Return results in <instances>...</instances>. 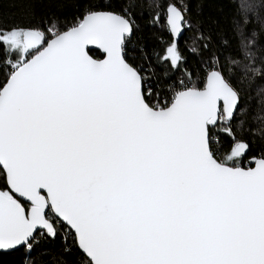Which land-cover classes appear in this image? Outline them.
<instances>
[{
	"label": "snow or ice",
	"instance_id": "6c2138e0",
	"mask_svg": "<svg viewBox=\"0 0 264 264\" xmlns=\"http://www.w3.org/2000/svg\"><path fill=\"white\" fill-rule=\"evenodd\" d=\"M186 13H165L173 39L157 59L173 74ZM134 24L89 10L66 30L0 27V251L31 252L63 227L87 264H264V154L240 163L239 92L210 57L202 86L154 94L124 54ZM217 134L231 139L223 158Z\"/></svg>",
	"mask_w": 264,
	"mask_h": 264
},
{
	"label": "trees",
	"instance_id": "16d2710c",
	"mask_svg": "<svg viewBox=\"0 0 264 264\" xmlns=\"http://www.w3.org/2000/svg\"><path fill=\"white\" fill-rule=\"evenodd\" d=\"M169 4L185 6V19L191 24L179 38L178 47L186 63L175 74L157 59L173 39L164 22ZM89 10L120 14L129 11L135 24L124 54L129 63L144 69L147 87L162 98L168 96L169 85L181 79L202 86L209 58H218V67L224 70L240 96L231 124L236 139L249 144L240 163L246 167L252 157L264 154V0H0V27H41L57 19L62 30H66ZM157 15L159 23L155 22ZM198 34L203 39L193 44L192 38ZM189 47H195L198 54L190 52ZM89 53L97 58L103 56L98 50ZM233 61L255 71L242 74ZM185 69L191 73L190 80ZM218 135L216 151L223 158L231 139ZM4 186L0 174V189ZM0 264H87V261L74 235L64 237L58 230L55 239H42L31 252L23 247L0 251Z\"/></svg>",
	"mask_w": 264,
	"mask_h": 264
},
{
	"label": "built area",
	"instance_id": "2783aa9c",
	"mask_svg": "<svg viewBox=\"0 0 264 264\" xmlns=\"http://www.w3.org/2000/svg\"><path fill=\"white\" fill-rule=\"evenodd\" d=\"M130 40V38L126 41V43H128V42H130L129 41ZM146 83V82H145ZM147 86H149V83H146V87ZM172 95H173V91L172 90H168V96L166 97V98H168V99H170L171 97H172ZM218 135V134H217ZM219 143V139L214 143V148H215V150H218L217 148H216V146H217V144ZM217 154H218V152H217ZM261 154H259L258 155V157L260 156ZM245 166L246 167H248V166H250L249 165V163L247 162V163H245ZM58 230L60 231V233L62 234V235H64V237L66 236V234H72L71 232H69L66 228H63V227H58Z\"/></svg>",
	"mask_w": 264,
	"mask_h": 264
},
{
	"label": "water",
	"instance_id": "95a60500",
	"mask_svg": "<svg viewBox=\"0 0 264 264\" xmlns=\"http://www.w3.org/2000/svg\"><path fill=\"white\" fill-rule=\"evenodd\" d=\"M110 12H113V11H110ZM114 13H117V12H114ZM117 14H120V13H117ZM89 50H98L99 52L103 53V56L100 57V58H97V57H95V56H93V55H91V54L89 53V55H90L93 59H96V60H102V59H104V58L106 57V54L103 52V50L100 49V48H98V47L95 46V45H89V46H88V52H89ZM250 166H254V165H250ZM79 250H80V249H79ZM80 251H81V250H80ZM82 254H83V253H82Z\"/></svg>",
	"mask_w": 264,
	"mask_h": 264
},
{
	"label": "rangeland",
	"instance_id": "374dc122",
	"mask_svg": "<svg viewBox=\"0 0 264 264\" xmlns=\"http://www.w3.org/2000/svg\"><path fill=\"white\" fill-rule=\"evenodd\" d=\"M68 236H70L69 234H66V236L65 237H68Z\"/></svg>",
	"mask_w": 264,
	"mask_h": 264
}]
</instances>
